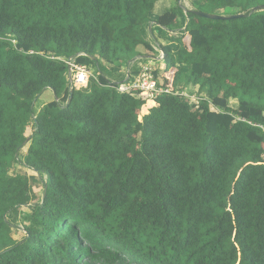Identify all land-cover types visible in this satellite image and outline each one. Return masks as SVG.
<instances>
[{
	"label": "trees",
	"instance_id": "16d2710c",
	"mask_svg": "<svg viewBox=\"0 0 264 264\" xmlns=\"http://www.w3.org/2000/svg\"><path fill=\"white\" fill-rule=\"evenodd\" d=\"M157 2L0 0V264H264V0L193 10L247 15L226 21ZM141 48L198 104L161 94L138 119L117 87Z\"/></svg>",
	"mask_w": 264,
	"mask_h": 264
},
{
	"label": "built area",
	"instance_id": "2783aa9c",
	"mask_svg": "<svg viewBox=\"0 0 264 264\" xmlns=\"http://www.w3.org/2000/svg\"><path fill=\"white\" fill-rule=\"evenodd\" d=\"M156 51L157 49L154 48ZM160 60L163 59V53L159 52ZM158 59H150L149 62L139 65L138 74L131 80H127L124 83L119 84L117 91L121 94H127L131 97L143 101L145 104L148 102L153 103L154 100L161 94H173L182 96L190 103L198 104V98L190 95L188 91H175L173 92L169 88H164L160 78H156L153 75L154 68L152 65L158 63ZM160 63V69L163 71V64ZM68 67V80L70 85L75 90L85 89L88 85L92 72L84 66H79L74 63L73 60L65 62Z\"/></svg>",
	"mask_w": 264,
	"mask_h": 264
},
{
	"label": "rangeland",
	"instance_id": "374dc122",
	"mask_svg": "<svg viewBox=\"0 0 264 264\" xmlns=\"http://www.w3.org/2000/svg\"><path fill=\"white\" fill-rule=\"evenodd\" d=\"M165 1L166 0H158L157 3H158V5H160V4H164ZM207 3H208L207 10L210 11L212 9V7H213V0H207ZM177 5H180L182 7H185L187 9H189V10H195V9H198V8L201 7L200 6L201 5V2H200V0H181V2L179 3L178 0H170V2L165 3V6H164L165 8H163L161 10V13H163L166 8H169V7L170 8H175ZM186 37H187V35L185 34L183 36V40L182 41H183V44L188 48L189 45L187 43H185ZM159 42L161 44H164L165 43V41L162 40V39H160ZM139 50L143 54H148L149 55L150 53H152V52H146L142 48L139 49ZM152 56H153L154 59L156 58V59L159 60V62H161V60L159 58V53L157 51H155L154 53H152ZM159 62L153 64L152 65V68L156 69V71H158L159 74H160L161 71H159V67H160V63ZM188 92H190V94L193 95L195 98L198 97V95L196 94L197 92L194 89L191 90L189 88L188 89ZM53 100H54V96H53L52 92L50 90H46V91H44L41 94V96L39 97V99L36 101L34 107H35V109H39L42 105L47 104V103H49V102H51ZM230 104H231V106L234 107L236 103H235V101H232ZM147 105L150 106V105H152V103L151 102H148ZM147 108L148 107L146 106L145 108H142L141 109V111L139 112V115H138V119H140V117L143 114L146 113L145 111H147ZM31 132H32L31 127H27L26 128V131H25V136L26 137H29L30 134H31ZM25 152H26V149L25 148L22 149L21 152H20V156L22 157L25 154ZM9 173L10 174H22V175L27 176L29 178V181H30L31 185L33 186V190H34V193L36 195V202H39L41 200V198H42V192H43L42 181L33 172H31V171H29V170H27V169H25L23 167H20L19 165H16V166H14L10 170ZM17 237L19 238L18 235H17Z\"/></svg>",
	"mask_w": 264,
	"mask_h": 264
},
{
	"label": "water",
	"instance_id": "95a60500",
	"mask_svg": "<svg viewBox=\"0 0 264 264\" xmlns=\"http://www.w3.org/2000/svg\"><path fill=\"white\" fill-rule=\"evenodd\" d=\"M178 2L180 3L181 0H178ZM184 12L187 13V12H191L193 13L194 15L196 16H199V17H203V18H206V19H209V20H233V19H239V18H243V17H246L247 15L246 14H235V15H229V16H223V15H215V14H207V13H204V12H200V11H193V10H189L185 7H182ZM264 11V5H259V6H256L254 8H252L249 12V14H253V13H256V12H263ZM69 103V102H67Z\"/></svg>",
	"mask_w": 264,
	"mask_h": 264
},
{
	"label": "crops",
	"instance_id": "0c3cea01",
	"mask_svg": "<svg viewBox=\"0 0 264 264\" xmlns=\"http://www.w3.org/2000/svg\"><path fill=\"white\" fill-rule=\"evenodd\" d=\"M167 2H170V0H166L165 1V3H167ZM165 3L164 4H160V5H158V3L156 4V6H155V10H154V12H155V14H161V10L163 9V8H165L164 6H165ZM170 8V7H169ZM169 8H166L165 9V11L167 10V9H169ZM155 36H157L158 37V35H155ZM161 38H158V40H160ZM158 69V68H157ZM162 71V70H161ZM149 105V104H148ZM147 104L143 107V108H145L146 106L148 107L147 108V110L150 108V107H152L153 106V103H152V105H150V106H148ZM145 112H147V111H145Z\"/></svg>",
	"mask_w": 264,
	"mask_h": 264
}]
</instances>
